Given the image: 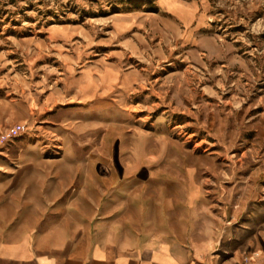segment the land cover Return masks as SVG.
<instances>
[{"label": "rangeland", "instance_id": "374dc122", "mask_svg": "<svg viewBox=\"0 0 264 264\" xmlns=\"http://www.w3.org/2000/svg\"><path fill=\"white\" fill-rule=\"evenodd\" d=\"M205 12L187 38L158 0H0V231L170 198L191 223L224 218L219 248L264 213V0H207ZM106 65L120 81L105 102L67 87ZM94 121L108 146L102 132L73 153L71 127Z\"/></svg>", "mask_w": 264, "mask_h": 264}, {"label": "crops", "instance_id": "0c3cea01", "mask_svg": "<svg viewBox=\"0 0 264 264\" xmlns=\"http://www.w3.org/2000/svg\"><path fill=\"white\" fill-rule=\"evenodd\" d=\"M180 206L164 198L161 208L122 213L115 202L96 219L69 216L34 233L12 225L0 231V264H264V213L228 230L218 248L224 218L191 223Z\"/></svg>", "mask_w": 264, "mask_h": 264}, {"label": "bare ground", "instance_id": "6f19581e", "mask_svg": "<svg viewBox=\"0 0 264 264\" xmlns=\"http://www.w3.org/2000/svg\"><path fill=\"white\" fill-rule=\"evenodd\" d=\"M159 6L168 14H170L174 20L181 22L186 27V37L190 38L194 31L190 26L194 20L197 19V26L207 23L206 15V3L207 0H195L192 3H184L181 0H158ZM203 9V10H202ZM201 11V12H200ZM117 33L122 32L126 27L124 22H117L114 24ZM54 31H57L54 29ZM119 34V33H118ZM209 57V56H208ZM87 68L83 70L79 75H74L67 84L69 90H75L76 94L85 101H94L97 104L105 102L107 100V94L116 86L120 81V74L113 66L106 65L100 69ZM122 88L126 92H134V78L133 76L126 74L121 79ZM99 90H101L99 94ZM121 103L123 99H120ZM104 132L102 124L97 121L89 123H80L74 127H71L70 146L72 152L80 154L83 150L84 144L87 141H94L96 137ZM110 142V136L106 132L102 135L101 151L106 148ZM123 138L119 137L117 142L113 145V154L115 155V163H119V155L122 151ZM145 167L140 171L144 173ZM193 184V180H191ZM194 193L191 192V195Z\"/></svg>", "mask_w": 264, "mask_h": 264}]
</instances>
